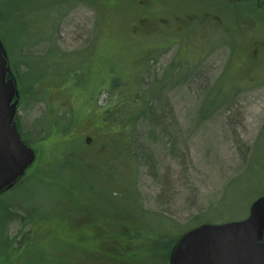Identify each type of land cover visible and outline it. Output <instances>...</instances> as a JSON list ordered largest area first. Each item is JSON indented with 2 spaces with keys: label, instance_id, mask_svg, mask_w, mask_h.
Segmentation results:
<instances>
[{
  "label": "rangeland",
  "instance_id": "rangeland-1",
  "mask_svg": "<svg viewBox=\"0 0 264 264\" xmlns=\"http://www.w3.org/2000/svg\"><path fill=\"white\" fill-rule=\"evenodd\" d=\"M154 1L158 6L151 8L150 0H122L118 15L107 23L116 25L110 34V43L103 35L94 43L101 25L95 9L84 2L62 8L57 24H53L45 36L28 42L8 39L9 62L19 78L20 102L16 119L22 137L34 146L37 157L24 174L23 183L18 184L20 188L0 196V264H10L8 261L12 259L16 239L27 227L38 224L36 214L57 211L54 208L56 202V205L68 204L73 210H81L87 202L102 207L103 216L113 217L115 231H120L119 239L124 235L120 228L124 223L135 224L140 234L146 229L137 223L142 221L141 217L145 220L151 217L155 222L151 226L155 227L165 221L168 226L175 227L161 225L167 241L174 233L172 230L180 232V229L194 227L201 221L240 219L248 214L251 201L264 193V58H261L260 49L255 60L243 51L247 47L246 40L264 36V6H257L253 0H249L242 10L236 4L230 5L236 15L222 17L224 25L215 27L212 32H198L187 38L190 42L203 41L201 43L205 44L204 57L195 61L196 75L167 71L176 47L165 54L155 52L157 50L152 52L137 85L136 91L143 101L135 110L141 115L136 116L129 131V155L120 157L127 169H119L114 174L116 181L112 182L113 173L101 158H85L84 152L69 148L80 143L94 153L92 141L86 143V140L90 136L99 137L103 129L100 125L107 124L108 119L97 107L91 111L90 102L82 106L84 97L80 95L73 104L68 103L74 92L66 95L60 91L68 80L47 90L46 83L58 79L55 69L45 67L38 84L39 64L53 58L66 63L70 59H83V67L86 64L92 66L85 73L90 76L88 84L95 83L97 91L103 88L96 99V104L103 106L109 101V95L99 85L98 77L105 72L108 75L109 69L111 77H121L120 61L123 62L122 69H126L134 52L143 46H151L156 37L163 39L168 34L160 29L153 36L147 31L142 35L137 32L149 25L148 21L153 17L157 16L164 26L163 18L174 14L171 10L176 6L172 8L171 2ZM198 1L192 5L190 0H185L178 3L176 10L180 14L188 10V16L213 14L216 8L209 4L215 2ZM164 3L172 9L164 7ZM147 5L150 7L145 8ZM185 13L181 20L190 23ZM88 47L90 49L86 51ZM182 52L179 57L186 58L187 53L195 52V48H186ZM220 81L219 85L215 84ZM74 83L76 88L81 85L79 78ZM223 86L228 89L220 95L222 100L208 106L209 91L212 87ZM80 89L82 93L86 92L83 86ZM72 107L78 109L77 120L68 127L74 140L73 143L61 142L62 135H51L49 127L53 125L60 129V124L68 120V110L72 111ZM53 108L57 109L54 124L53 113L50 115ZM115 128L112 125L110 131ZM61 154L67 157V163L58 160ZM57 161L63 164L60 175L55 173ZM80 163L84 168L77 175ZM74 179L81 181L80 188ZM114 190L117 191L115 197L109 196L108 193ZM74 192L87 199L77 201L74 196L67 199ZM107 199L112 200V207L106 206ZM139 206L142 212H137ZM138 213H142L141 217ZM95 230L101 233L105 227ZM124 236L126 240L136 242V255L144 260L141 264H163L168 249L164 248V242L160 250L146 238Z\"/></svg>",
  "mask_w": 264,
  "mask_h": 264
},
{
  "label": "trees",
  "instance_id": "trees-1",
  "mask_svg": "<svg viewBox=\"0 0 264 264\" xmlns=\"http://www.w3.org/2000/svg\"><path fill=\"white\" fill-rule=\"evenodd\" d=\"M152 4L151 8L154 6H157L158 3H156L154 0H150ZM77 2H84L88 4L90 7H93L97 13V20L100 22V31L94 41L96 43L100 35L105 36L107 43L111 42V33L112 31L115 30L116 25H108L107 23L111 21V19L118 15L119 13V6H121L122 0H0V40H2L5 49L8 47V39L11 38L15 42L20 41V42H28V40L32 38H40V36H45L48 31L53 28V24H57L58 19L60 15H58L61 11L62 8L66 7L67 5H72L73 3ZM264 6V0H259L258 5ZM57 17V19H56ZM244 17V16H243ZM243 20V18H240ZM238 22V21H237ZM104 27H103V25ZM238 23H236L237 25ZM107 25V27L105 26ZM147 27V26H146ZM145 27V28H146ZM145 28L141 30V35L145 32ZM237 27L234 29L236 30ZM210 32L211 30H214V28L209 29ZM237 31V30H236ZM140 32V31H137ZM200 32V31H198ZM197 31L193 30L191 27H187V29L184 30V32H176V34H165V37H171L175 39L176 37H179L181 40H188L187 38L192 37L194 34L197 35ZM183 35H178V34ZM91 44L89 47L94 45ZM7 46V47H6ZM86 51H88L90 48ZM244 51V50H243ZM134 56H130L131 64L126 67V69H122L121 64L123 62H119L118 69L122 70V73L120 74L121 77L115 78L114 76L111 77V69H109V74L105 72L103 76L98 77L97 81H99V85L104 87V90L108 92L109 95V101L105 102L103 106L99 107L96 104V99L99 94V90L103 89L100 88L98 91L96 90V85L95 83H89L87 82L89 75H86L87 70L92 68V66H89L86 64L85 67H83V59L73 61L70 59L68 60L67 63L65 60L61 61L59 58H53L52 61H46L42 62L39 64V73H40V78L37 80L38 84H40L42 76H43V70L44 68H50V69H55L56 77L58 78L57 80H50L52 81L49 83H46L47 85L45 86L47 90L52 87L53 85H58L60 82L64 80H68V84L64 86L60 91H63L64 94L72 95V98L68 103H72L73 101H76L78 97H80V93H77L76 91V85L74 81L76 78H79V81L81 82L80 86H83V90L85 92V96L81 94L84 98L81 101L82 106H86L90 102L89 106L92 109H100V112L104 115H106V118L108 119L107 124H101L100 127L103 128L99 137L97 136H90L91 141H92V147L94 150V153L90 151V148L87 146H83L82 144L78 143L77 145L72 144L71 149L77 150V151H82L84 152L85 158H93V159H98L101 158L103 163H108L106 166L110 167V172L113 173V177H111L113 180L112 182L116 181V177L114 174L119 172V169L125 170L127 169V166H124L123 160L120 158L124 154H128L127 152L130 151V144H131V137L129 134V131L131 129V124L133 123L134 119L136 116H139V112H135V110L141 106L142 104V97L140 98L138 91V84L139 81L141 80V75L143 71L146 69L145 65L148 64V60L152 57V49L150 46H143L142 49H139L138 51L134 52ZM112 55V52L109 53V56ZM16 74V73H15ZM16 77L18 78L17 74ZM95 79V76L93 77ZM19 79V78H18ZM53 79V78H51ZM225 81V80H223ZM74 85L72 86V84ZM224 87V86H223ZM222 87V88H223ZM86 88V90H85ZM222 88H214L209 91L206 99L208 100V106H213L214 103H216L213 99L215 98V95L213 94L214 92H220L222 93L223 91H226L228 88L224 87ZM225 93V92H224ZM90 94V95H89ZM91 97V98H90ZM86 99V100H85ZM91 100V101H90ZM92 104V105H91ZM74 107V106H73ZM72 107V109H73ZM99 107V108H98ZM109 107V108H108ZM108 108L107 110H105ZM54 110H50V115L51 118L54 120L55 119V113L57 112L56 108H53ZM55 112V113H54ZM99 112V113H100ZM77 114H78V109H73L72 111L68 110V120L66 121L65 124L61 125L60 124V129L57 128V126H50L49 129L51 131V135L55 134H61L62 138L60 141L61 142H68L71 141L73 143L72 139V134H71V129L68 128L71 126L73 122L77 120ZM97 114V113H95ZM98 115V114H97ZM100 119V115H98ZM56 122V119L52 122L54 124ZM116 126L114 129L115 131H110V127ZM71 136H70V135ZM87 143V142H86ZM91 147V148H92ZM107 147L115 149V151H109L106 149ZM263 151V157H264V150ZM91 152V153H90ZM66 156L62 155L58 156V160L62 163H67L66 161ZM57 161V165H55V168L57 169L56 174H61V169L63 168V164ZM82 163V162H81ZM78 165V174L80 175L84 168L83 164ZM59 172V173H58ZM75 184L81 187V181L78 179H74ZM117 187V186H116ZM118 188V187H117ZM117 191H110L108 194L111 197H115L114 194ZM120 192V191H119ZM264 192V191H263ZM73 195H69L67 199L70 198V196H74L77 201H84L87 199L85 196L82 195V198L76 193ZM107 204L106 206L112 207V200L107 199ZM57 208V214H66L70 213L74 215V218L76 221H81L83 218H87L90 221L97 220L101 224L99 226V229L103 230L105 227V232L101 231L102 234H106L107 238L109 240L108 243L105 244L106 249H103V254H107V256H113V253H115V249L117 245L121 244L124 246H128L131 250V254L129 255L132 257V261L135 262V264H141L143 262V259H139L136 255V248L137 244L136 242L125 239L124 235H131L134 238H146L149 241H153L156 249H162V242L165 243L164 248H168L166 253H165V260H164V255H163V264H167V256L168 253L173 245V243L179 238L178 236L184 231L183 229H180V232L176 230H172L174 233L171 236L170 240L166 241L165 237V232H161V225L164 223V225L167 226V228L171 225L168 226V223L165 221H162L161 225L159 227L151 226L154 224V221H151V217L149 218L150 220H145L141 217L142 213H138L137 216H140L142 221L137 222L138 224L141 223V225H144L146 227L145 232L138 234L136 229V225L133 224L132 222H127L124 223L120 226V228L123 230L121 234H124L122 236V240L119 239V234L120 231L116 230L115 231V224L111 221V216H103V213L101 212L102 207L94 204V203H85L83 205L84 208L80 209H71V207L66 205H56ZM73 210V211H72ZM141 211V207L139 206L137 209ZM54 212V213H55ZM142 212V211H141ZM203 222V221H201ZM136 223V222H135ZM158 223V222H157ZM108 224V225H107ZM107 225V226H106ZM172 227V226H171ZM175 229V227H172ZM153 229V230H152ZM119 232V233H118ZM178 233V234H177ZM142 234V235H141ZM105 248V247H104ZM128 255V256H129ZM160 259V258H159ZM158 259V260H159ZM161 261L159 260V263ZM161 264V263H160Z\"/></svg>",
  "mask_w": 264,
  "mask_h": 264
},
{
  "label": "flooded vegetation",
  "instance_id": "flooded-vegetation-1",
  "mask_svg": "<svg viewBox=\"0 0 264 264\" xmlns=\"http://www.w3.org/2000/svg\"><path fill=\"white\" fill-rule=\"evenodd\" d=\"M167 1L172 3V8L174 5L176 6L174 10H171L172 8L170 9V7L164 3V7L170 9L174 14L163 18L165 21L164 26L158 22L157 16L153 17L152 21L149 19L148 22L150 24L147 25L145 31L151 36L156 34L158 29L166 31L168 34L175 35L176 32H184L188 26L197 32H209L210 28L213 29L224 25L222 17H232V15H236L233 14L234 12L232 11V6L230 8V5L236 4L239 10H242L243 6L247 5L249 0H211V2L215 3H210L209 5L216 9H214L213 14H204L202 16H196V14L188 16V10L185 11L186 13L183 12L180 14V12L176 10L179 6L178 3H183L185 0ZM195 1L196 0H190L192 5L195 4ZM201 1L202 0H199L197 3ZM253 1L258 5L259 0ZM148 7L150 6H145V8ZM184 13L189 21H191L190 23H184L181 20V15ZM193 24H195V26ZM157 38L158 37L152 40L151 43L153 44H150L153 54L155 50H157L155 52H162V54H165V52H171L172 48L176 47V51L172 54L167 64V71H174L184 76H188L189 74L192 76L198 73L195 72L196 67L194 65L196 64V59L204 57L205 51L203 48L205 44L201 43L203 41L196 43L188 40H181L179 37L173 39L171 37L166 38L165 36L163 39ZM244 43H246L247 46L246 49L244 48V51L248 52V56L251 60L258 58V49H260L262 53L261 58H264V36L251 37ZM186 48H195V52L187 53L186 58L179 57V52L183 51V54ZM221 82L222 81L215 84L219 85ZM81 87L82 86H78L76 91L80 93V96L81 94L85 96L86 94L81 92ZM213 94L215 95V92ZM216 94L215 98H213L215 99L214 101L218 102L222 100V98H220L222 93L216 92ZM15 188L17 187L14 185L12 189ZM60 205L63 206L64 204ZM54 208L57 209L56 206H54ZM36 215H38V224L27 227L25 231L21 233L20 238L16 239L14 243L15 247H13L11 251L12 259L8 261L10 264H82L81 262L84 260H90V264H135V262L132 261V257L129 255V253L131 254V250L128 246L121 244L117 245L115 249L116 252L110 257L107 256V254H103L102 250L106 249L105 244L108 243L109 240L106 234L100 233V230H95L99 228L101 224L97 220L93 219V221H90L87 218H83L81 221H76L71 212L58 215L57 212L54 213V209L52 212L47 211V213ZM10 240L12 244V238ZM96 259L97 262L93 263Z\"/></svg>",
  "mask_w": 264,
  "mask_h": 264
},
{
  "label": "water",
  "instance_id": "water-1",
  "mask_svg": "<svg viewBox=\"0 0 264 264\" xmlns=\"http://www.w3.org/2000/svg\"><path fill=\"white\" fill-rule=\"evenodd\" d=\"M19 98L0 40V193L23 177L36 155L18 130ZM248 211L240 219L206 221L185 230L171 247L169 264H264V193L252 200Z\"/></svg>",
  "mask_w": 264,
  "mask_h": 264
}]
</instances>
